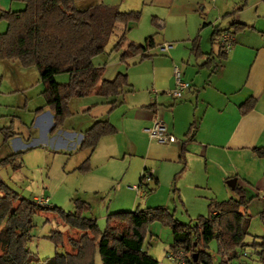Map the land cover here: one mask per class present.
<instances>
[{
	"label": "crops",
	"instance_id": "1",
	"mask_svg": "<svg viewBox=\"0 0 264 264\" xmlns=\"http://www.w3.org/2000/svg\"><path fill=\"white\" fill-rule=\"evenodd\" d=\"M98 1L117 5L121 10L149 9L150 19L145 23L149 26L145 29L150 34L128 39L134 44H143L145 37L153 35L154 44L146 50L150 56L142 59H147V69L140 68L137 73L130 72L131 65L143 63L138 54L127 58L125 62L118 59L110 63V66L106 65L103 78L112 79L118 71L125 72L132 91L109 97L93 94V97H90L92 105H107L104 117L92 116L81 123H68L64 120L63 124L50 134L49 129L53 124L52 112L47 107L35 112V109L43 104L40 94L42 83L36 67H23L17 60H0V93L15 96L10 105L22 108L29 114L27 122L17 116L18 118L11 120V125L2 126L13 127L11 131L15 132L1 143L7 147L4 153L25 151L40 145V141L46 143L49 140L52 143V151L62 152L59 158L65 163L69 159L67 147L71 145V148L77 149L82 132L94 120L107 119L115 131L102 135L90 152L88 149L82 150L84 153L81 157L83 159L89 153L91 170L99 171V168L104 167L100 171L107 177H113L116 162L127 159L126 169L122 171L121 176L129 175V187L135 191H139L141 187L139 183L143 173L145 178L153 176L155 183V178L159 181L164 167L170 170V184L180 191V183L175 178L191 173L189 169L195 170L191 168L194 163L192 159L196 158L198 162L201 157L206 159V162L203 168L200 166L196 170L206 176L205 186L213 191L209 181V165L211 164L214 170L217 154L227 161L225 166L220 165L218 170L213 171L217 181L226 184V180L236 177L235 185L242 187L245 194H250L254 186L264 191V157L255 155L251 150L253 146H264V0ZM138 1L144 6H139ZM75 2L85 3L86 0ZM22 6L13 1L8 6L0 2V10L19 9ZM238 23L244 26L238 27ZM136 25L137 22L130 30ZM5 26L6 24L0 31H3ZM224 29H230L234 35L232 45L226 51L221 50L215 34V31ZM195 37L198 54L192 51V40ZM164 42L172 45L162 51L159 47ZM219 51H222L223 55L220 56ZM173 64L179 66L183 78L190 83L189 89L183 94L184 100L178 101L168 94L173 86ZM139 74L145 78V88L135 87L136 76L138 78ZM130 75L135 78L130 80ZM137 89L143 92L140 97L134 95ZM249 97L254 99L253 107L244 113L240 112L239 105ZM113 104L114 107L111 108ZM119 105H122V112L119 117H113V109ZM158 118L162 119L163 123H170V126H166L169 133L175 135L178 131L184 135L180 144L175 141L157 142L149 135L143 140H136L131 133L123 135L125 137L120 136L124 133L125 123H141L140 133H148L146 125H151L154 120H159ZM191 123L193 127L189 130ZM0 135L2 138L1 130ZM22 136L24 142L12 144L13 139ZM181 145L184 146V163L179 160ZM136 155L142 156L143 160L135 166L132 165L133 176H130V173H127L131 165L130 158ZM52 156L55 157V153ZM208 161L210 162L207 163ZM152 164L157 170H151ZM134 173L138 174V177H135ZM239 179L241 184L238 183ZM191 185L196 184L191 182ZM228 187L233 191V188ZM141 196L143 193L139 192V197ZM35 198L37 197L33 196L32 199ZM215 199L217 198H213ZM260 201L262 206L264 194Z\"/></svg>",
	"mask_w": 264,
	"mask_h": 264
},
{
	"label": "trees",
	"instance_id": "2",
	"mask_svg": "<svg viewBox=\"0 0 264 264\" xmlns=\"http://www.w3.org/2000/svg\"><path fill=\"white\" fill-rule=\"evenodd\" d=\"M23 3L19 9L0 10V20L6 23L0 31V60H17L23 67L35 66L42 89V106L53 114L49 133H54L71 113L68 101L71 97L94 94L109 97L132 91L127 74L118 71L112 79L103 78L104 64H94L92 58L104 51L114 29L121 24L112 50H121L119 60L139 55L142 60L148 56V47L153 46V35L145 37L143 44L127 40L126 33L140 18L139 9L121 10L114 4L98 0H16ZM238 27L244 26L238 23ZM219 31H215L217 35ZM192 51L198 54L197 37L192 40ZM219 55H223L219 51ZM66 73L63 82L55 76ZM254 99L247 98L239 105L244 113L253 107ZM114 107V104L111 108ZM193 127L190 124L189 130ZM3 142L15 132L10 127L0 129ZM115 131L107 119L94 120L83 132L77 149L90 152L102 135ZM253 153L264 157V146H253ZM24 150L12 151L0 158V166L13 163ZM184 146L181 145L179 160L184 163ZM89 153L76 165V169H89ZM145 173L141 175L142 186ZM155 183L157 179L155 178ZM234 196L208 202V214L198 215L191 225L175 219L164 206L138 204L131 209H119L106 215L102 229L95 216L85 213L88 203L79 199L72 210L58 206L37 203L11 188L0 177V264H160L143 249L144 228L148 221L163 219L171 227L172 251L184 252L183 264H233L239 257L238 248L253 247L261 264H264V201L258 212L263 233L259 240L246 242L249 214L246 206L251 199L242 187L235 185ZM56 211L62 224L77 230L76 237H68L69 249L64 247L63 230L53 229L46 238L62 250L40 259L32 252L28 243L33 216L41 209ZM215 240V253L208 243ZM194 254L196 259H193ZM247 255V254H246ZM247 257V256H245ZM244 257V258H245ZM245 262L246 258L244 259Z\"/></svg>",
	"mask_w": 264,
	"mask_h": 264
},
{
	"label": "rangeland",
	"instance_id": "3",
	"mask_svg": "<svg viewBox=\"0 0 264 264\" xmlns=\"http://www.w3.org/2000/svg\"><path fill=\"white\" fill-rule=\"evenodd\" d=\"M11 1L23 5V3L16 0H0L1 4L5 3L7 6ZM137 4L141 7L144 6L140 1H138ZM139 9L140 18L137 21V25L126 33L127 40L131 38L137 39L140 38L141 35L144 37V35L150 34L147 33L148 31L145 29L149 26L145 24L150 19V16H148L149 9L144 10L143 8V11L141 8ZM0 22V28H2L6 23L3 19L0 20ZM120 27L121 24H118L114 29L105 45L104 51L92 58L94 64H104V66L107 67L106 65L110 66V63L118 61L121 50H112V45L120 33ZM152 27V30L155 31L154 26ZM145 60H142V64H137L135 66L131 65L129 67L131 68L130 72L135 71L137 73V69H147L148 62L147 59ZM55 78L57 81L63 82L67 79V74L60 73L57 74ZM132 78L135 77L130 75V80ZM135 82L136 88H145L146 86L145 78L141 74H139L138 78L136 76ZM142 94L143 92H141V89H137L134 95L140 97ZM11 95L12 94L9 93H0L1 128H3L2 126L11 125V120L18 118L17 116H20L21 119L26 122L29 120V114L27 115L22 108L10 105L15 100V96ZM92 95L93 94L82 97H71L68 101V107L71 113L65 118V121L68 123H81L87 118H92V116L104 117L108 109L107 105L101 103L92 105L93 101L90 99V97H93ZM176 100H184V96L182 95L181 98ZM113 111V117H119L122 112V105H119L118 108L116 107ZM158 119L162 121V119ZM164 124L166 126L169 124L170 126V123ZM140 125L141 123H125L124 133L120 136L125 137L123 135L131 133L133 137L135 136L136 140H143L146 135L148 136V133H140ZM151 125L146 126L150 127ZM11 128L13 129V127H10V129ZM75 130H77V128ZM175 135L177 136L175 142L180 144L184 139V135L178 131L175 132ZM19 141L24 142V137L13 139L12 144H19ZM2 142L3 139L0 135V158L7 154L4 153L7 147L1 144ZM40 142V145L26 149L20 157L15 158L13 163L18 165L15 169L10 165L0 166V177L21 195L30 199H32L33 196L37 198L47 196L49 198V206L55 205L65 211L73 209L76 199L87 202L89 207L86 209L85 213L95 216L100 229L104 227L106 215L110 211L119 208L131 209L134 208L137 203L140 207L164 206L175 219L192 225L198 215L205 216L208 214L207 205L213 198L216 197L217 199L215 200L219 201L228 198L231 193L235 195L234 190L231 191L226 184L217 181L213 172L218 170L220 165L225 166L227 163L226 159L218 154L215 159L214 170H212L211 164L209 165L211 169L209 181L213 187V191L205 186L206 176L196 170L199 169L200 166L201 168L204 167L203 164L206 162V159L203 157L198 158V162L196 158V160L194 158L192 159L194 163L191 165V168L195 170L189 169L191 173L188 172L184 176L179 175L175 178L176 181L180 183V191H177V187L172 183L170 184L172 177L170 170L166 167L162 168L157 183H154L153 176H148L142 181L143 184L139 187V191H135L129 187L131 186L127 179L129 175L126 174L125 176H121L122 171L126 169L127 159L123 162H116V167L113 170L114 173H112L114 174L113 177H107L100 171L104 169V167L99 168V171L94 169L91 170L90 166L86 171H80L75 168L82 160L81 156H83L84 153L82 150L84 149H74L69 145L67 147L69 149H66V152L69 153L67 155L69 159L63 163L64 161H62V158H59L62 152H53L51 149L52 143L49 140L46 141V143H44V141ZM54 153L55 157L52 156ZM130 159L131 165L127 173L133 176L132 165L135 166L140 160L142 161L143 157L136 155L132 156ZM196 162L198 168L196 167ZM209 162L210 161L207 163ZM151 166L153 167L151 169L152 171L153 169L157 170L155 165L152 164ZM115 171L118 172V175H116ZM134 176L138 177V174L136 175L134 173ZM238 181V183L241 184V179ZM191 182H194L196 185H191ZM135 184H137V182ZM248 187H250V185H248ZM254 187L255 188L252 187L251 195L248 193V195L246 194L247 197L249 195L251 196L246 206V211L249 214L248 234L245 237L246 242H251L254 238L259 240L258 236L263 233V227L258 212L261 206L260 197L264 194V191L257 186ZM139 192L143 193V196L139 197ZM32 223L30 229L31 239L28 243V247L40 259L51 256L55 252L62 250L60 247H55L54 243L46 238L51 230H63V241L66 249H69L68 237H76L78 234L76 229L69 228L68 225L62 224L59 218H57L56 211L52 209L43 208L39 210L33 216ZM144 229L143 249L151 256L155 257L160 264H173L166 255V252L171 250L170 244L172 242V236L170 225L163 219L155 218L148 221ZM208 247L211 253L214 254L216 249L215 240H211L208 243ZM252 249L253 247L248 245L243 248H238V253L242 250L246 252V264H261ZM95 264H100L98 257L95 258Z\"/></svg>",
	"mask_w": 264,
	"mask_h": 264
},
{
	"label": "built area",
	"instance_id": "4",
	"mask_svg": "<svg viewBox=\"0 0 264 264\" xmlns=\"http://www.w3.org/2000/svg\"><path fill=\"white\" fill-rule=\"evenodd\" d=\"M234 35L230 29H224L217 33L216 41L220 46L222 51L228 50L233 42ZM171 43L164 42L160 45L159 49L162 51L167 50L171 47ZM172 77H173V86L168 91V94L174 98L178 99L182 97L186 90L189 89L190 83L188 80L184 79L182 76L181 69L178 65H172ZM148 135L150 138L156 140L157 142L165 143V142H173L176 140V137L169 133L166 125L161 120H154L150 127L146 128ZM37 203L46 204L48 199L45 198H35ZM166 255L169 260L173 262V264H183L184 263V255L181 250L172 251L169 250L166 252ZM246 256V252L242 250L239 253L238 259L234 261L233 264H246L244 257Z\"/></svg>",
	"mask_w": 264,
	"mask_h": 264
},
{
	"label": "water",
	"instance_id": "5",
	"mask_svg": "<svg viewBox=\"0 0 264 264\" xmlns=\"http://www.w3.org/2000/svg\"><path fill=\"white\" fill-rule=\"evenodd\" d=\"M236 177H231L228 180H226V184L233 188L235 186ZM193 259H196V255L194 254Z\"/></svg>",
	"mask_w": 264,
	"mask_h": 264
}]
</instances>
